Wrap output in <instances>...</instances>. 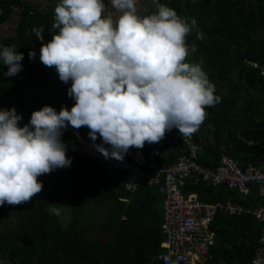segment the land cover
Returning a JSON list of instances; mask_svg holds the SVG:
<instances>
[{"label": "trees", "instance_id": "trees-1", "mask_svg": "<svg viewBox=\"0 0 264 264\" xmlns=\"http://www.w3.org/2000/svg\"><path fill=\"white\" fill-rule=\"evenodd\" d=\"M60 0H49L44 8L27 0H3L0 24L7 22L16 10L20 23L16 35L0 39V45H15L24 54L23 68L16 76L5 77L7 66L0 60V110L16 108L29 123L34 111L51 106L70 111L74 99L68 96L71 81L59 79L55 66L40 61L41 43L33 28H43L40 35L49 42L53 29L54 9ZM174 9L195 27L186 37L196 51L187 62L200 63L215 86L219 103L207 107L206 117L193 134L195 142L205 147L200 162L214 166L223 154L233 157L246 168L264 157V0H158ZM106 6L110 0H104ZM154 9L142 14L148 15ZM198 34L202 36L198 38ZM35 51L34 60L28 57ZM257 64L255 68L253 64ZM92 144L90 129H77ZM177 129L165 134L159 142L158 162L165 168L174 165L186 147ZM73 141L67 129L61 137ZM254 142V145L249 143ZM106 147H108L106 145ZM132 149V148H130ZM149 152V150H147ZM70 167L53 170L38 177L42 190L31 201L15 205V220L0 230V259L9 253L13 264H162L157 256L163 248V198L155 187L145 183L134 191L127 189L130 176L108 172L85 157L68 154ZM116 182V187L111 185ZM186 193L197 192L200 200L215 203L218 191L206 183L190 185ZM162 198V200H161ZM245 198V197H244ZM248 201L240 203L257 207L262 201L254 187ZM246 202V203H245ZM109 205L100 222L97 209ZM69 206L73 220L65 222L63 209ZM50 207L61 209L56 216ZM20 229L17 231V216ZM219 219V220H217ZM219 226L218 245L214 247V264H248L254 257L260 226L253 217H229L222 213L215 219Z\"/></svg>", "mask_w": 264, "mask_h": 264}, {"label": "clouds", "instance_id": "clouds-1", "mask_svg": "<svg viewBox=\"0 0 264 264\" xmlns=\"http://www.w3.org/2000/svg\"><path fill=\"white\" fill-rule=\"evenodd\" d=\"M110 3L115 14L105 12L104 0H60L55 7L52 28L58 32L42 44L40 61L55 66L62 82L71 81L73 107L57 112L44 106L23 127L15 107L0 110V206L31 201L43 188L39 176L71 166L61 139L69 124L87 126L93 142L101 138L95 147L105 158L131 160L133 147L159 143L174 128L190 137L205 109L219 103L201 64L186 60L196 51L186 41L194 19L189 22L158 0L148 15L138 12L137 0ZM32 31L43 41L42 27ZM35 56L28 52L30 60ZM23 59L15 45H0L5 77L20 73ZM49 211L61 214L57 207Z\"/></svg>", "mask_w": 264, "mask_h": 264}, {"label": "built area", "instance_id": "built-area-1", "mask_svg": "<svg viewBox=\"0 0 264 264\" xmlns=\"http://www.w3.org/2000/svg\"><path fill=\"white\" fill-rule=\"evenodd\" d=\"M42 37V36H41ZM41 45L48 43L43 39ZM264 74V70H263ZM20 127L24 124L19 123ZM67 134L73 141L67 144L68 154H84L94 161L99 168L108 172L130 176L127 189L136 190L142 184L155 187L163 198L164 252L157 256L162 264H199L201 261H214V247L217 232L213 224L219 214L232 217L250 216L261 227L260 237L253 259L248 264H264V157L259 164H249L243 169L239 162L228 155L211 167L200 162L204 147L194 142L191 137H184L188 146L187 154L181 155L174 165L163 167L157 160L159 148L153 143H145L142 149L130 150L133 159L118 161L105 158L92 143L85 141L80 132L68 125ZM254 145V142L249 143ZM149 150V152H147ZM207 183L214 187L227 186L244 197L251 196L257 189L262 205L255 209L241 203L204 202L197 193H186L190 183Z\"/></svg>", "mask_w": 264, "mask_h": 264}, {"label": "rangeland", "instance_id": "rangeland-1", "mask_svg": "<svg viewBox=\"0 0 264 264\" xmlns=\"http://www.w3.org/2000/svg\"><path fill=\"white\" fill-rule=\"evenodd\" d=\"M2 1V0H1ZM49 0H37L38 2V7L40 8H44L46 6V3L48 2ZM146 1H148V3H151L152 6L150 9H147L146 8ZM145 6V8H144ZM156 6V4L153 3V0H137V7H141L142 10L141 11H138L140 14H143V13H146L152 9H154ZM105 12L106 13H112V14H115V10L113 9V7H111V5H108L106 6L105 5ZM19 15H20V11L17 10V12H15L14 14V19H11L9 22H6L4 24H1L0 25V39L2 40L3 38L7 37V36H13V35H16L15 34V28H16V22L17 20H19ZM236 195L238 197H244L242 196L241 194L239 193H236ZM13 206V205H12ZM11 207V205H7V203H5L3 205V213H6L8 208ZM14 209L16 208L15 206H13ZM71 208L69 206H66L62 213H63V218L65 220V222H69V221H72L73 220V213L71 214ZM109 211V205L107 206H102L101 208L97 209V218L99 219L100 222H102L105 217H106V214L108 213ZM11 218V217H10ZM9 217L3 219L0 221V230L3 229L4 225L10 223V221H13L15 220V216H13L10 220Z\"/></svg>", "mask_w": 264, "mask_h": 264}, {"label": "crops", "instance_id": "crops-1", "mask_svg": "<svg viewBox=\"0 0 264 264\" xmlns=\"http://www.w3.org/2000/svg\"><path fill=\"white\" fill-rule=\"evenodd\" d=\"M3 1V0H2ZM27 1H29L32 5H34L35 7H38L37 5H38V2H37V0H27ZM53 0H51V2H52ZM0 3H1V0H0ZM146 8L147 9H150L151 8V6H152V4L151 3H148V1H146ZM145 6H144V8H145ZM111 7H112V5H111ZM138 8V11H141L142 10V8L141 7H137ZM15 12H17V10L15 11ZM15 14V13H14ZM144 14V13H143ZM142 15V14H141ZM14 15H12L11 16V18L7 21V22H9L11 19H14ZM4 23H6V22H4ZM4 23H2V24H4ZM19 23H20V15H19V20H17V22H16V28H17V26H19ZM1 25V24H0ZM16 28H15V33H16ZM8 37V36H7ZM191 138H192V140L195 142V140H194V137H193V135H191L190 136ZM181 140H182V142H183V144H184V147H186V149H185V153L184 154H187V152H188V146H187V144L184 142V137H181ZM197 143V142H196ZM199 144V143H198ZM201 147H204L203 145H201V144H199ZM204 150H205V147H204ZM204 150H203V154H204ZM203 154H201V155H203ZM183 155V154H182ZM224 155H226V154H223L222 156H224ZM229 156V155H228ZM201 157V156H200ZM222 158V157H221ZM233 158V157H232ZM263 159V158H262ZM262 161V160H261ZM260 161V162H261ZM220 162V161H219ZM218 162V163H219ZM259 162V163H260ZM217 163V164H218ZM252 162H250L249 164H251ZM258 163V164H259ZM216 164V165H217ZM248 164V165H249ZM254 164V163H253ZM240 165V164H239ZM247 165V166H248ZM257 165V164H256ZM215 166V165H214ZM211 167H213V166H211ZM243 168V167H242ZM247 168V167H246ZM243 169H245V168H243ZM207 184V183H206ZM190 185V184H189ZM188 185V186H189ZM208 186H211V185H209V184H207ZM111 187H113V188H115L116 187V182H113V184L111 185ZM214 187V186H213ZM214 188H216L217 189V191L219 192L218 193V196H217V198H220V200L219 201H217V202H224V203H240L241 201H248L249 199H247L246 197L244 198H242V197H238L237 195H236V193H239V192H237L236 190H231V189H229L227 186H221V187H214ZM195 193H197V192H195ZM198 194V193H197ZM240 194V193H239ZM198 196H199V194H198ZM243 196V195H242ZM200 197V196H199ZM161 200H162V198H161ZM262 201V200H261ZM246 203V202H245ZM243 205V204H242ZM260 205H262V202L258 205V206H260ZM244 206H246V205H244ZM257 206V207H258ZM246 207H249V208H252V209H255V207H252V206H246ZM160 208H162V206L160 205ZM13 211H15L14 210V207L11 205V207H9L8 208V210H7V212L6 213H3L2 214V220L3 219H5V218H7V217H13V214H14V212ZM226 214V213H225ZM227 216H229V217H232V216H230V214H227ZM17 217H19V216H17ZM236 217H240V216H236ZM11 218H10V220H11ZM17 219H19V218H17ZM217 220H219V219H217ZM214 223H215V221H214ZM213 230L214 231H216L217 232V236H216V246L218 245V237H219V232L221 231V229H220V227L219 226H216V225H214L213 224ZM260 230H261V227H260ZM164 243V242H163ZM215 246V247H216ZM213 253H214V250H213ZM199 264H214V263H212V262H209V261H201Z\"/></svg>", "mask_w": 264, "mask_h": 264}, {"label": "water", "instance_id": "water-1", "mask_svg": "<svg viewBox=\"0 0 264 264\" xmlns=\"http://www.w3.org/2000/svg\"><path fill=\"white\" fill-rule=\"evenodd\" d=\"M20 216H21V214L19 213V219H17V222H16V225H17V227H19V228H17V231H19V229H20ZM0 264H13L10 260H9V253H7L5 256H4V258L3 259H0Z\"/></svg>", "mask_w": 264, "mask_h": 264}, {"label": "flooded vegetation", "instance_id": "flooded-vegetation-1", "mask_svg": "<svg viewBox=\"0 0 264 264\" xmlns=\"http://www.w3.org/2000/svg\"><path fill=\"white\" fill-rule=\"evenodd\" d=\"M3 206H0V221L2 220V214H3Z\"/></svg>", "mask_w": 264, "mask_h": 264}]
</instances>
